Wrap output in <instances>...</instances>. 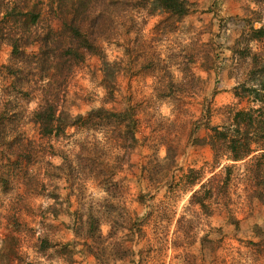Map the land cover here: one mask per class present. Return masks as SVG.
Listing matches in <instances>:
<instances>
[{
    "label": "rangeland",
    "instance_id": "obj_1",
    "mask_svg": "<svg viewBox=\"0 0 264 264\" xmlns=\"http://www.w3.org/2000/svg\"><path fill=\"white\" fill-rule=\"evenodd\" d=\"M84 1L76 13L100 52L66 80L61 105L72 115L133 107L137 142L125 146L133 140L121 126L42 138L31 120L38 84H24L34 92L20 96L15 130L33 141L35 157L14 167L20 144L16 153L0 144V264H264V199L253 194L249 159L215 165L204 113L220 125L229 107L252 105L234 92L252 62L244 54H264V39L235 43L264 23V0H189L184 17L155 0ZM77 2L0 0V66L11 59L10 35L26 29L14 9L40 13L32 29L61 30ZM25 49L38 54L40 44ZM8 83L0 75V93ZM226 165V187L206 192L208 212L191 200L202 187L188 183L190 169L207 182L226 177ZM44 238L56 246L43 249Z\"/></svg>",
    "mask_w": 264,
    "mask_h": 264
},
{
    "label": "trees",
    "instance_id": "obj_2",
    "mask_svg": "<svg viewBox=\"0 0 264 264\" xmlns=\"http://www.w3.org/2000/svg\"><path fill=\"white\" fill-rule=\"evenodd\" d=\"M86 4L87 1L78 0L72 17H64L61 30L51 27L32 29L31 25L34 26L39 22L40 13L14 9L15 17L27 22L26 29L19 36L10 35L11 59L8 64L0 66V75L4 74L9 79L7 85H2L3 89L0 93V144L10 153L18 152L15 150V145L20 144L18 147L20 155L14 160L8 159L14 167L19 166V163L20 166L27 167L35 157L33 141L25 142V138L15 130L16 123L20 119V96L25 101L30 93L34 92L28 89L33 86L31 84L34 80L35 86L36 83L38 84L40 101L31 112V120L39 126L42 138L50 140L59 138L71 127L100 130L121 126L127 128L126 131L124 129L121 132V137L125 139V135H129V139L133 140V144L124 143V145L133 147L137 142V118L133 107L115 111L100 106L91 109L86 115H72L61 105V95L66 80L89 54L100 52L99 46L88 35L85 18L79 17L76 13L79 8L84 11ZM155 6L163 8L171 15L184 17L190 13L191 3L189 0H155ZM27 30L33 33L26 35ZM262 39H264V23L258 28L252 25L250 33H242L235 44L239 46L246 42L249 45L251 41ZM33 42L40 44L38 54H29L25 49L27 44ZM237 51L239 49H234L235 53ZM246 55L251 57L252 62L245 79L235 87L234 94L239 100L248 98L252 105L245 109L229 107L228 118L220 125H211L207 109L204 113L211 132L208 143L213 149L215 165H220L224 159L233 162L249 159L246 168L250 174L253 194L259 199H264V54L253 53L251 49H247L244 56ZM30 75L35 78L31 79ZM24 84L28 85V88L23 87ZM14 132L16 134L13 137ZM51 152L55 153V149L53 148ZM62 158L69 159L65 155H62ZM224 168L227 171L226 177L216 173L207 182H203L202 170L190 169V174L194 173L196 177L189 179L188 183L193 185L201 183L202 187L193 193L191 200L208 212L206 192L208 191L210 196H217L228 183L232 165H226ZM4 174L0 173V176ZM3 181L6 182L7 179L5 180L4 177ZM41 241L43 249L56 246V243H52L47 238ZM67 248L68 245L64 244V254Z\"/></svg>",
    "mask_w": 264,
    "mask_h": 264
}]
</instances>
